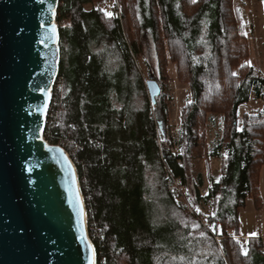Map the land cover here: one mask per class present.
Here are the masks:
<instances>
[{
  "label": "trees",
  "instance_id": "trees-1",
  "mask_svg": "<svg viewBox=\"0 0 264 264\" xmlns=\"http://www.w3.org/2000/svg\"><path fill=\"white\" fill-rule=\"evenodd\" d=\"M97 1L60 0L62 57L45 138L75 163L99 264H264L261 237L249 236L246 246L241 239L247 199L259 214L264 207V113L240 114V107L251 94L264 96V79L248 80L250 38L236 0H117L123 22ZM144 30L152 35L161 94L153 102L143 92L135 109L125 78L143 54ZM170 63L191 92L177 136L169 127L172 97L163 92ZM217 115L221 133L211 145L207 127ZM204 157L222 159L220 179L202 196L199 175L193 207L178 202L185 196L165 190L166 172L186 187L192 160ZM203 199L214 200V215L194 208ZM155 202L160 212L151 209Z\"/></svg>",
  "mask_w": 264,
  "mask_h": 264
},
{
  "label": "water",
  "instance_id": "water-1",
  "mask_svg": "<svg viewBox=\"0 0 264 264\" xmlns=\"http://www.w3.org/2000/svg\"><path fill=\"white\" fill-rule=\"evenodd\" d=\"M59 4L0 0V264H99L75 163L45 138ZM146 84L155 102L161 86Z\"/></svg>",
  "mask_w": 264,
  "mask_h": 264
},
{
  "label": "rangeland",
  "instance_id": "rangeland-1",
  "mask_svg": "<svg viewBox=\"0 0 264 264\" xmlns=\"http://www.w3.org/2000/svg\"><path fill=\"white\" fill-rule=\"evenodd\" d=\"M116 0H101L97 1L94 4L97 8H102L108 15L109 13H113L114 5L116 4ZM236 7L239 11L240 17V24L242 28H245L247 31L249 38H250V45H251V57L249 60V64L253 67L254 70H264V0H236ZM239 27V25H238ZM252 27V30H251ZM205 41V40H204ZM142 44H143V54L141 57L135 58V66L133 73L125 78V81L131 80V88L128 94L133 96V101L135 103V109H139L143 106L144 103V96L143 92H145L149 96L147 84L146 82L149 79H157L160 81L159 69H158V61L156 57V52L154 49V43L152 39V35L149 30H144L142 32ZM207 49V53H208ZM258 57L259 66L257 69L252 65L253 58ZM111 67L116 65L113 64L114 60H111ZM258 62V61H257ZM238 73V69L235 70ZM169 74L171 80L169 81V85L166 86L165 90L163 91L166 95L172 97V101L170 104V119H169V127L171 134L177 136L178 129L180 125V108L185 102V98L189 97V88L188 86H179L176 82V67L173 63H170L169 66ZM253 75V74H252ZM142 77L144 81V86L142 88L141 83L139 82V78ZM124 84V78H123ZM61 84L58 86V90L61 91ZM242 108V107H241ZM242 110V109H240ZM242 114V112H240ZM216 117H219L217 115ZM221 119V118H220ZM217 127V126H216ZM212 127L208 126L209 138L210 143L213 141L215 136L221 133V125L220 127ZM178 142V140H177ZM212 145V143H211ZM175 150H180V146L175 147ZM225 152V151H223ZM221 168H222V159L220 158H197L192 160V164L189 166V174L190 177L184 187L187 190L188 197L178 198V202L185 203L186 199L187 202L191 203L194 200L193 189L194 186L198 183V176H202L203 184L200 186V191L202 196H207L208 192L210 191L212 185L215 181H218L221 177ZM147 177H151V185L156 188V175L153 171L147 169L146 171ZM154 177V178H153ZM159 187L160 184L158 183ZM165 190L168 188H172L170 182L165 186ZM214 200L212 201H205L202 200L200 205L194 206L197 211L203 212L205 216H210L214 213ZM165 208V207H164ZM153 211L160 212L162 210V204L154 203L152 205ZM166 211V210H165ZM168 211V209H167ZM253 218L248 213L240 216V229L241 233L250 234L252 228ZM216 234L219 235V229L216 231ZM219 239L221 238L220 236ZM222 241V238L220 239ZM243 242H246V239H243Z\"/></svg>",
  "mask_w": 264,
  "mask_h": 264
},
{
  "label": "crops",
  "instance_id": "crops-1",
  "mask_svg": "<svg viewBox=\"0 0 264 264\" xmlns=\"http://www.w3.org/2000/svg\"><path fill=\"white\" fill-rule=\"evenodd\" d=\"M251 30H252V27H251ZM251 60H252V65L254 67H256L255 69H257V67L259 66V60L260 59L258 57H256V58H253ZM254 78L264 79V70H254L251 79H248V80L251 81ZM190 95H191V92L189 90V96ZM185 101H186V98H185ZM241 107H240V109H242V110H240V112H242V113H248L251 115H257L260 113H264V104L260 102L259 98H256L252 94L250 95V99L247 102H245L243 105H241ZM209 126H210V128L216 127V126L220 127V118L215 117L213 119V121L211 122V124H209ZM260 182H261V192H262V195L264 197V164L261 168ZM246 213L251 215L254 220L252 222V228L250 230L251 233L249 235L242 233L241 239L249 238V236H256V237L264 236V207H263L262 213H260V214L257 213L253 199L248 198L247 202H246V206L240 210V216L244 215Z\"/></svg>",
  "mask_w": 264,
  "mask_h": 264
},
{
  "label": "built area",
  "instance_id": "built-area-1",
  "mask_svg": "<svg viewBox=\"0 0 264 264\" xmlns=\"http://www.w3.org/2000/svg\"><path fill=\"white\" fill-rule=\"evenodd\" d=\"M112 16H117L120 19V22H123V20H122V7L118 3V1L114 5V10H113ZM260 100L264 104V97L261 98ZM169 173L170 172H167L166 176H167V179L170 182L172 188H177L179 190V193H181L185 197H188L187 190L184 188L185 187L184 185L182 186L181 179L178 177H174L172 174H169ZM261 239L264 240V236H262Z\"/></svg>",
  "mask_w": 264,
  "mask_h": 264
},
{
  "label": "bare ground",
  "instance_id": "bare-ground-1",
  "mask_svg": "<svg viewBox=\"0 0 264 264\" xmlns=\"http://www.w3.org/2000/svg\"><path fill=\"white\" fill-rule=\"evenodd\" d=\"M263 97H264V96H263ZM263 97H261V98H263ZM261 98H259V100H260ZM260 102H261V100H260ZM261 103H262V102H261ZM167 172H170L169 174H171V171H170V170H168ZM167 172H166V174H167ZM172 189H173L174 191H179L177 188H172ZM182 198H183V197H182ZM185 198H186V197H185ZM185 203H188L190 206H192L191 203L187 202V199H186V202H185ZM192 207H193V206H192ZM217 239L219 240V242H221V241H220L221 238L219 239V237H217ZM243 239H245V238H243ZM243 239H242V244L246 246L247 243H248V239H249V238H246V242H243ZM263 242H264V240H263ZM263 250H264V247H263Z\"/></svg>",
  "mask_w": 264,
  "mask_h": 264
},
{
  "label": "snow or ice",
  "instance_id": "snow-or-ice-1",
  "mask_svg": "<svg viewBox=\"0 0 264 264\" xmlns=\"http://www.w3.org/2000/svg\"><path fill=\"white\" fill-rule=\"evenodd\" d=\"M109 15H111V13H109ZM214 215V214H213ZM213 230H215L214 226H213ZM254 235V234H253ZM83 239V237H81ZM245 254H247V250H245Z\"/></svg>",
  "mask_w": 264,
  "mask_h": 264
}]
</instances>
